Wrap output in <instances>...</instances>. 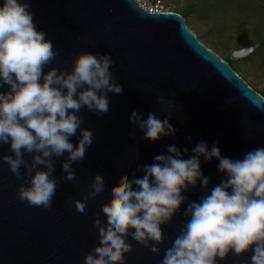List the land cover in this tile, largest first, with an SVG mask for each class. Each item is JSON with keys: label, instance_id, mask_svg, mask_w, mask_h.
Returning <instances> with one entry per match:
<instances>
[{"label": "water", "instance_id": "1", "mask_svg": "<svg viewBox=\"0 0 264 264\" xmlns=\"http://www.w3.org/2000/svg\"><path fill=\"white\" fill-rule=\"evenodd\" d=\"M30 4L36 27L46 33L57 51L49 66L69 71L77 53H107L114 61L110 71L125 96L117 100L108 93L111 118L81 108L82 126L92 130L94 139L83 160L73 165L74 181L60 179L59 159L63 158L57 159L52 175L59 183L49 209L17 199L18 185L27 183L23 168L17 179L6 162L0 161V264H86L85 255L91 259L103 250L98 221L104 220L116 192L127 179L141 175L136 171L138 165L151 164L155 155L166 154L168 145L175 144L185 159L201 141L209 148L217 143L221 156L233 160L264 147V96L228 60L200 41L181 13L151 12L137 0H30ZM249 51L238 48L231 57L236 59ZM158 96L173 105L169 123L175 136L155 142L139 140L129 164L131 141L142 136L132 127L135 117L144 119L149 112L161 119L165 115L156 103ZM231 97L237 99L228 103ZM77 137L78 133L71 138L74 146ZM5 154H11L8 146L0 144V155ZM217 165L214 158H201L209 191L224 179ZM93 174L105 181L109 197L78 213L70 200L81 197ZM204 194L199 183L184 193L185 204L168 225L162 226L165 239L159 245V255L129 238L132 252L126 254V264H159L185 222L182 213L187 202L198 201ZM249 256L229 254L220 264H249Z\"/></svg>", "mask_w": 264, "mask_h": 264}, {"label": "clouds", "instance_id": "2", "mask_svg": "<svg viewBox=\"0 0 264 264\" xmlns=\"http://www.w3.org/2000/svg\"><path fill=\"white\" fill-rule=\"evenodd\" d=\"M30 9V0H0V144H7L11 153L0 155V161L6 162L17 179L23 168L27 183L18 185L17 199L49 209L59 183L52 175L57 159L63 158L59 159L60 179L74 181L73 165L83 160L94 139L92 130L82 126L81 108L111 118L108 93L122 100L125 92L115 82L110 71L114 61L107 53H77L69 71L49 66L57 51L36 27ZM236 99L231 97L228 103ZM156 103L165 113L163 119L149 112L132 122L142 136L131 141L129 164L139 140L155 142L175 136L169 123L172 103L163 96ZM77 133L74 146L71 138ZM165 151L155 155L151 164L138 165L141 175L127 179L116 192L104 220L98 221L103 250L91 259L85 255L86 264H126L125 256L132 252L129 238L159 255L165 239L162 226L185 204L184 193L198 183L205 194L187 202L182 213L185 222L159 264H220L229 254L248 253L249 264H264V147L236 160L222 157L215 142L211 148L198 142L186 159L175 144ZM201 158L216 159L224 176L210 191L209 177L201 172ZM109 194L105 181L93 174L81 197L72 198L70 206L84 213L89 204L95 206Z\"/></svg>", "mask_w": 264, "mask_h": 264}, {"label": "rangeland", "instance_id": "3", "mask_svg": "<svg viewBox=\"0 0 264 264\" xmlns=\"http://www.w3.org/2000/svg\"><path fill=\"white\" fill-rule=\"evenodd\" d=\"M142 3L144 0H137ZM181 13L198 39L230 62L264 96V0H162ZM247 47V55L231 52Z\"/></svg>", "mask_w": 264, "mask_h": 264}, {"label": "built area", "instance_id": "4", "mask_svg": "<svg viewBox=\"0 0 264 264\" xmlns=\"http://www.w3.org/2000/svg\"><path fill=\"white\" fill-rule=\"evenodd\" d=\"M140 4H142L147 10L151 12L170 10L164 7L162 0H144Z\"/></svg>", "mask_w": 264, "mask_h": 264}]
</instances>
